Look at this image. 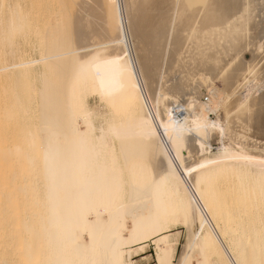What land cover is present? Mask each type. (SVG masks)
Segmentation results:
<instances>
[{
    "label": "bare ground",
    "instance_id": "bare-ground-1",
    "mask_svg": "<svg viewBox=\"0 0 264 264\" xmlns=\"http://www.w3.org/2000/svg\"><path fill=\"white\" fill-rule=\"evenodd\" d=\"M39 1L0 0V264H264V0Z\"/></svg>",
    "mask_w": 264,
    "mask_h": 264
},
{
    "label": "rangeland",
    "instance_id": "rangeland-1",
    "mask_svg": "<svg viewBox=\"0 0 264 264\" xmlns=\"http://www.w3.org/2000/svg\"><path fill=\"white\" fill-rule=\"evenodd\" d=\"M44 1V2H43ZM43 1H39V2H41V4L38 2V4H39V8L42 10V12H45L46 13V15H47V12H48V14H51L52 15V13H51V11H50V13H49V11H46V10H51L52 9V6H53V15L55 14V11H57V10H55L56 8L58 9V7H57V3H56V1L54 2V0L52 1V0H43ZM45 1L47 2V3H45ZM51 2H53L52 4H51ZM121 3V2H120ZM43 4H45L44 6H43ZM48 4V5H47ZM60 3L58 2V6L59 7H61V5H59ZM52 5V6H51ZM121 5V4H120ZM41 6V7H40ZM49 6H51V7H49ZM44 7V8H43ZM51 8V9H50ZM55 8V9H54ZM121 8H122V6H121ZM60 10H61V8H60ZM59 11V10H58ZM62 11V10H61ZM60 11V12H61ZM41 12V13H42ZM44 13V14H45ZM58 13V12H57ZM57 13L55 14V20L57 21L58 20V22H60L61 21V18H59V14H61V13H59L58 15H57ZM61 17H62V15H60ZM47 17H50V15H48V16H46L45 18V20H44V22H47L46 20H48L47 19ZM57 17V18H56ZM60 19V21H59V19ZM30 52V51H29ZM28 52V54H29V56L30 55H32V53L30 52L29 53ZM29 56H27V57H29ZM250 59V57H249V55H246V60H249ZM175 71V70H174ZM172 75H174V72L172 71ZM216 85L218 86V87H220L221 88V82H217L216 83ZM209 99V97L207 96V94L205 93V92H203V95H202V97L200 98V102L201 103H203V104H206V103H208L207 102V100ZM206 99V100H205ZM90 103L95 107V109L96 110H98V109H102L103 108V106L101 107V105H102V103L101 102H99V100L96 98V97H94V98H92V99H90ZM218 115H221V113H219ZM210 118H211V120H215V117L213 116V115H210ZM220 146H221V144H220V141H219V139L218 138H213L211 141H210V147H211V153H215L216 152V150H218V149H220ZM172 234H178V238H177V246H176V251H175V259H174V261L175 262H177L178 261V259H179V257H181V251H182V249H183V245H184V243H185V238H186V235H185V229H184V227L182 226V225H178L176 228H174V230L171 232ZM148 249V250H147ZM146 250H145V253L144 254H142L141 256H139V257H137V258H133L132 259V261L134 262V264H155V262H154V247L151 245V244H149V247L147 248ZM153 251V252H152ZM147 257V258H146ZM148 258H149V260H148ZM147 260V261H146Z\"/></svg>",
    "mask_w": 264,
    "mask_h": 264
},
{
    "label": "built area",
    "instance_id": "built-area-1",
    "mask_svg": "<svg viewBox=\"0 0 264 264\" xmlns=\"http://www.w3.org/2000/svg\"><path fill=\"white\" fill-rule=\"evenodd\" d=\"M173 114L178 118H180L181 114L179 113V111L174 110Z\"/></svg>",
    "mask_w": 264,
    "mask_h": 264
}]
</instances>
